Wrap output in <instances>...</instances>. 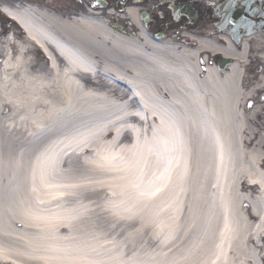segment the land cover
<instances>
[{
  "label": "bare ground",
  "instance_id": "1",
  "mask_svg": "<svg viewBox=\"0 0 264 264\" xmlns=\"http://www.w3.org/2000/svg\"><path fill=\"white\" fill-rule=\"evenodd\" d=\"M2 11L24 28L29 44L41 55V50L44 51L46 64L36 63L23 48L15 55L12 41H0V57L5 56L0 63V136L20 131L34 140L46 125L56 123L65 104L63 121L66 114H72L75 116L72 118L82 123L71 135L54 138L31 161H25L20 152L11 159L6 146H0V264H42L37 258L48 264H181L179 257L188 255L189 251L187 262L190 263L204 259V264H231L227 255L232 251L228 247L235 248L231 244L234 230L242 233L243 229L253 228L242 218L236 192L228 189L236 172L242 169V153L250 158L256 150L264 153L261 135L264 123H256L259 114L262 117L258 123L264 121V105L246 108L254 93L241 88L239 79L250 44L254 43L256 51H264L261 42L264 35L245 39L240 47L229 43L219 46L211 40L195 38L197 46L189 48L166 39L155 41L143 32L139 40L123 37L111 30L98 14H82L75 23L34 5ZM136 14L130 9L127 16L136 23ZM219 37L227 40L223 35ZM51 46L58 61L48 48ZM205 52L232 58L236 63L227 73L210 67L209 61L206 68L199 64ZM260 57L264 58V53ZM97 58L102 62L100 71ZM40 71L42 76L38 74ZM82 74L108 83L116 78L117 86L128 92L126 102L110 108L112 100L82 85ZM260 81L263 83L259 85L264 87V78ZM132 103L135 105L132 114L112 120V115L118 114L114 113L115 109L122 108L125 113V105ZM95 114L103 117L100 125L94 121L95 117L99 118ZM126 117L139 124L125 130L131 143L114 149L122 131L118 128L126 124ZM109 122L116 123L114 136L103 143L101 138L108 128L104 130L101 126ZM188 141L193 148L192 157ZM74 143L80 147L79 152L84 147L92 149L91 156L83 160L97 176H76L70 169L59 168L61 156L66 154L61 155L60 147L69 148ZM245 150L252 152L247 155ZM147 164H150L149 172L144 173ZM191 165L187 183L185 176ZM257 169H264V156ZM257 169L254 163L250 171L255 172L259 182L251 180L256 184L250 186L246 182L252 190L263 187L264 174ZM221 181L225 193L217 195V203L218 206L222 203L225 215L216 236L219 227L211 231L215 219L218 224L221 220V214L215 213L216 208L219 211L215 203L217 196L214 198L216 191L210 200L205 198V191L209 184L214 188ZM186 185L188 192L184 197ZM82 187L104 191L108 197L101 206L115 221L136 223L137 235L149 227L162 247L183 240L182 251L172 258L150 260L137 252L124 256L127 242L133 241L130 235L113 234L107 239L102 234L105 231L90 220L89 204L76 200L63 206L57 201L63 190L74 200L73 196ZM158 192L160 195L156 196ZM261 202L264 207V200ZM249 204L242 199L243 207ZM250 211L249 217L258 222L260 217L253 204ZM61 228L66 229L65 237H60ZM173 229L178 230L177 238L166 240ZM213 238H216L214 242ZM240 239L235 238L234 245ZM249 241L254 243V239ZM19 246L24 249L23 254L17 251ZM238 251L246 255L239 247ZM147 256L154 258L152 253Z\"/></svg>",
  "mask_w": 264,
  "mask_h": 264
},
{
  "label": "rangeland",
  "instance_id": "2",
  "mask_svg": "<svg viewBox=\"0 0 264 264\" xmlns=\"http://www.w3.org/2000/svg\"><path fill=\"white\" fill-rule=\"evenodd\" d=\"M35 0H32V2H28L26 0H0V7L5 6V7H13L14 5H26L29 3H36L38 6H42V4H39L38 2H33ZM44 1V0H43ZM53 3V5L50 4L51 8H48V10H51L53 12L59 13L60 16H66L67 19H69L68 21L72 22L74 21L75 23L77 22L76 20H78V18H80L79 16L81 14L86 15V16H91V14L85 13L81 10H79V6L74 3L72 0H51ZM63 2L69 3L70 6L67 7L65 6L63 8L64 11L60 10L58 7L54 6L55 4H58L60 6H64L65 4H61ZM66 8H68V10H65ZM103 15L98 16L100 18H102L104 21L105 19H107L106 14L103 12ZM70 16H75L74 18H68ZM0 18L4 19L5 17H3L0 13ZM114 21V24L117 25L118 27H120V24H123L124 27L128 26L129 23H127V21H125L126 23H123L122 20L117 19V20H111V22ZM73 24V23H72ZM16 26V25H15ZM131 27V26H130ZM73 29V27H72ZM128 30V29H126ZM12 33L13 36V41L12 43H14L12 45V51L15 55H17L18 51H20L21 48H23L22 50H27V52L29 53L28 56L30 58H34V61L36 63L45 65V59L43 58V56L39 53V51L31 44H29L26 39L24 38V35L22 34V32L16 28L13 27L12 29H1L0 30V41L7 39L6 35ZM131 32L129 31V34ZM126 36V35H125ZM11 41V40H9ZM15 41V42H14ZM264 42V39L261 40ZM28 43V44H27ZM16 45V46H15ZM108 44H105V49H109L108 48ZM209 59H211V56L208 57ZM97 61V66H98V70L100 71L102 69V62L100 61V59H96ZM34 69H39V67ZM46 69H42L41 71H44ZM41 71L38 72L39 76H42ZM246 71H248V74L250 73H254V76H250V80L248 82V86L250 87V89H253L252 92L254 93L253 95L256 94V97H253V105L255 104H263L264 103V92L261 93L260 91L257 92L256 88H258V84L261 80V78H264V65H261L258 62H252L251 65H249L246 69ZM80 80L83 84V86L87 89H91L94 90V92H99L104 98H108L109 100H112V102L110 104V108L112 107H117L119 104H121V102H126L127 99V93L124 91L123 86H117L114 84V79L110 81V83L104 81L102 78H97L92 76H86V75H82L80 77ZM114 84V85H113ZM263 94V95H262ZM129 95V94H128ZM76 102H80L79 100H76ZM65 104V103H64ZM120 106V105H119ZM67 104L64 105L63 108L60 109L61 114L63 116L64 110H66ZM135 105L132 103L131 105H125V113L123 112L124 110L122 108H117L115 109L114 113H118L116 116L112 115V120H119L120 116L123 115H127L129 116V114H132V110L134 111ZM97 115L99 118H94V121L98 122L96 125H100L101 121L100 115ZM111 115V114H110ZM61 115H58L56 117V123L53 125H46V127L44 128L43 133H41L40 136L34 137V140H32L31 138H29L27 135L20 134V131H17V134L12 132V133H8V135H2V137L0 136V146L2 148H4L6 146L7 148V152L10 156L11 159H14L13 156H17L20 153L24 154V160L26 161V159L29 161L32 160V157L35 156L36 153H38V151L46 148L48 146V144L50 143V141H52L54 138H56L57 136L60 135H66L69 136L71 135L77 128L79 123H82L81 121H79L78 119H74L72 117V114L69 115H65V121H63ZM117 117V118H116ZM262 117V114H259V118L256 120V123L261 125L264 123V121L262 120L261 123H258V121L260 120V118ZM130 117H126V124L120 126L118 129L119 130H123L121 132V136L119 137L120 140L119 142L117 141V144H114V149H118L121 146H126L129 143H131V138L130 135L128 133H126L125 130H128V128L131 126H137L139 123H137L134 119H129ZM62 119V120H61ZM111 124L113 125L111 127ZM116 123H107L104 126V130L106 128H108V130L103 133L102 135V141L103 143H108V140H112V137L114 136L112 134V132L115 130V126ZM123 126H126V129H123ZM28 126H24L23 128H27ZM262 127V126H260ZM22 128L19 126V129ZM22 130V129H20ZM145 132L147 131L146 128H144ZM149 131V130H148ZM261 135L264 137V130L261 131ZM114 133V132H113ZM32 134V133H29ZM23 135V136H22ZM107 141V142H106ZM89 143V142H88ZM67 146H61L60 147V152L61 155H65L60 159V163H59V168L60 169H70L71 172L73 173V175L76 176H91V174H96V176L98 175L97 172H93L91 171L88 166H85L84 164V157H89L91 156V150L88 147H84L82 148V151L79 152L77 149H79L80 147L77 146H70L69 148H66ZM75 147V148H74ZM192 149V145L190 146ZM1 148V150H2ZM72 149H76V151L72 150ZM242 149V147H241ZM193 150V149H192ZM63 151V152H62ZM69 151V152H68ZM75 152V153H74ZM251 150H245V153H247V155L251 154ZM193 152L191 153V157H192ZM264 153L260 150H256L254 153V156L250 157H246L243 153H242V169L239 170L238 172H236L235 178H234V182L231 184L230 188L228 191H235V198L236 201L238 202V209H240V206L242 207V215L246 222H247V226H251V228H253V230H248V229H243L242 233L238 230H234L235 231V237L234 235H231V239H235V238H240V241H238L237 246L234 245V241L232 240L231 244H233L232 248L231 246L228 247L230 248L227 257L230 259L231 264H250V262H254L251 264H264V242H261L259 240V235L261 232L264 231V226L262 224H260V222H256V220H254L253 218H250V204H253L255 209L258 210V215H260L262 212H264V207L261 206L262 202L261 200H263L264 198V182H263V187L261 190H257V189H251L248 187L247 184H250V181L253 180L254 182H259V180L255 179V172L250 171L251 168L254 167V163H256V169H257V163L260 161L261 158H263ZM255 171L258 172H263L264 174V169H257ZM213 172V171H212ZM255 179V180H254ZM212 181H214V177L212 179ZM247 182V184H246ZM216 191V192H215ZM217 187L215 185V187H211L210 184L207 186L206 188V199L210 200V198L212 197V194L215 192L214 196H216L217 193ZM103 192V193H102ZM73 195V194H71ZM63 196L64 199L62 201V205L66 206V205H70L73 201H78L81 204H89V216H90V220H93L95 222V226L99 229L104 230L105 232H102V234H104L105 238H110L112 237L113 234L117 235L118 237H123L124 234L130 235L131 239L133 241H129L127 242V246H126V252L124 253V256L129 257L131 256L134 252L137 253H141V257H144L146 260H150V259H157L158 257H162V256H166L168 258H172L173 256L177 255L178 253H180L182 251V248L184 247V243L183 240H180L179 242H177L176 244L166 248V247H162L159 243V239L158 237L152 235L149 227H145L141 234L137 235L136 231V223H119L117 221H115V219L113 217H111V215L107 212V210L104 209L103 205L101 206L103 200H105L108 196L105 195L104 191L102 190H98V189H94V188H87V187H82L79 191V193L74 197V200L71 199L70 193H66ZM80 196V197H79ZM239 197V198H238ZM239 199V200H238ZM242 199H246L250 204L249 207H243L242 206ZM96 200V201H95ZM185 200V198H184ZM184 203V202H183ZM208 203V202H207ZM260 204V206H259ZM249 211V212H248ZM187 214V203L184 206V210H183V217L185 218ZM201 218V217H200ZM237 219H241L240 217H237ZM213 220V219H212ZM110 222V223H109ZM218 224V220L215 219V222L212 226V229L214 230L216 225ZM259 229V230H258ZM60 230H62L61 234L62 236L60 237H65L66 236V229L61 228ZM130 230H132L130 232ZM213 230H211L213 232ZM141 231V230H140ZM180 235V234H179ZM178 235V236H179ZM177 238V234L173 236L172 240ZM144 239L146 242H144ZM187 239V237H186ZM249 239H255L256 243H251L249 241ZM215 241V238H213V242ZM125 244V243H124ZM258 245H261L262 247H258ZM126 245V244H125ZM238 247L242 250L245 251L246 255H243V253H239L238 251ZM22 250H24L22 248V246H19V248L17 249L18 252L22 253ZM241 251V252H242ZM191 251L188 252V255H184V256H180L178 261L182 264L183 261H185L187 264H204L205 260H201L198 262V260L196 262H192L190 263L187 262V256H189L191 253ZM148 253H152L154 255V258H152L151 256H147ZM244 253V254H245ZM23 254V253H22ZM236 254H238V256H235ZM38 262L42 263V264H48V263H44L43 261L39 260ZM159 264V263H158ZM216 264H218V262H216Z\"/></svg>",
  "mask_w": 264,
  "mask_h": 264
},
{
  "label": "flooded vegetation",
  "instance_id": "3",
  "mask_svg": "<svg viewBox=\"0 0 264 264\" xmlns=\"http://www.w3.org/2000/svg\"><path fill=\"white\" fill-rule=\"evenodd\" d=\"M118 4L133 5L139 14H146L149 17L148 31L160 38L178 37L190 31L207 34L229 32L234 26H226L225 23L237 10L251 17L256 33H264V0L254 3L253 0H119ZM185 4L194 10L195 19L186 16L180 8ZM235 4H238L237 9ZM243 35V30L233 32L232 39L239 42Z\"/></svg>",
  "mask_w": 264,
  "mask_h": 264
},
{
  "label": "snow or ice",
  "instance_id": "4",
  "mask_svg": "<svg viewBox=\"0 0 264 264\" xmlns=\"http://www.w3.org/2000/svg\"><path fill=\"white\" fill-rule=\"evenodd\" d=\"M157 190H158V189H157ZM152 195H155V192H153Z\"/></svg>",
  "mask_w": 264,
  "mask_h": 264
}]
</instances>
